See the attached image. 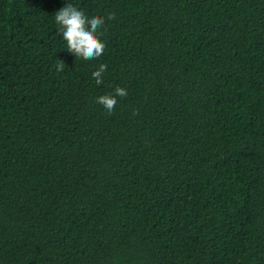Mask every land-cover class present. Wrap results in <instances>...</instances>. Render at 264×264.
I'll list each match as a JSON object with an SVG mask.
<instances>
[{"label": "trees", "instance_id": "trees-1", "mask_svg": "<svg viewBox=\"0 0 264 264\" xmlns=\"http://www.w3.org/2000/svg\"><path fill=\"white\" fill-rule=\"evenodd\" d=\"M0 264H264V0H0Z\"/></svg>", "mask_w": 264, "mask_h": 264}, {"label": "clouds", "instance_id": "clouds-1", "mask_svg": "<svg viewBox=\"0 0 264 264\" xmlns=\"http://www.w3.org/2000/svg\"><path fill=\"white\" fill-rule=\"evenodd\" d=\"M115 14L109 13L108 19H114ZM55 22L59 26L58 33L66 41V49L77 57L84 60H91L100 57L105 49L104 42L98 35L99 29L104 25L103 17L94 15L91 18L85 15L83 10H78L71 3H67L55 13ZM107 66L100 64L99 68L92 73L93 78L99 85L102 83V74ZM57 71L65 70V62L59 59ZM127 91L123 87L117 86L114 93H106L97 97L96 102L101 104L106 112L111 115L117 104V97L127 96ZM138 114L135 110L133 115Z\"/></svg>", "mask_w": 264, "mask_h": 264}]
</instances>
